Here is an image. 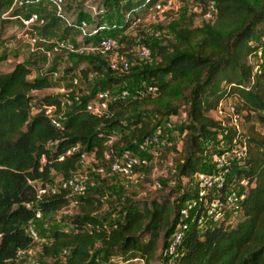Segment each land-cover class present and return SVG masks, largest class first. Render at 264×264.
I'll use <instances>...</instances> for the list:
<instances>
[{"label": "trees", "instance_id": "obj_1", "mask_svg": "<svg viewBox=\"0 0 264 264\" xmlns=\"http://www.w3.org/2000/svg\"><path fill=\"white\" fill-rule=\"evenodd\" d=\"M156 1L102 0L96 10L101 13L89 23L97 24L101 16L112 20V11L121 19L125 14L147 10ZM191 1L204 10L208 0ZM214 2L212 23L192 27L191 15L186 25L173 31L172 41L156 49L159 62L154 67L140 69L132 65L122 74L111 71L98 55L84 59L88 69L83 76L91 73L99 80L88 95L73 99L71 106L64 109L59 128L53 127L41 112H32L46 103L55 105L59 113L60 101L31 95L49 88L46 73L31 77V57L15 63L9 72L0 73V264H20L19 256L31 249L34 242L26 229L37 222L36 213L48 215L69 205L75 207V214L67 219L70 231L55 230L41 248L42 258L52 264H94L91 254L98 246L103 264L127 262L130 254L151 264L159 238L164 249L176 228L182 202L194 198L196 190L176 197L172 203L162 197L141 207L122 199L117 202V217L110 219L99 213L104 205L102 189L77 198L65 190L37 198L36 188L74 176L81 152L93 153L95 163L100 162L104 152L116 155L118 145L134 150L135 142L160 126L163 111L175 113L167 111V103L183 91L186 105L179 112L185 114L186 123L181 126L185 133L177 174L180 179L189 180L201 170L206 157L225 151L214 140L220 125L207 115L219 101L235 98L243 118L255 116L264 127V67L254 73L247 64V57L264 38V0ZM9 4L10 0H0V11ZM81 39L83 45L94 42L89 37ZM6 60L7 56L0 54V62ZM186 80H191L192 87L182 89ZM142 83L155 85L157 93L136 100L111 101L100 116L85 111V105L99 91L112 92L118 85H122L120 91H132ZM233 136L228 131L224 137L227 147ZM238 137L245 144L246 154L232 171L236 178L246 179L247 187L236 221L199 226L201 210H190L173 264H264V135L249 127ZM73 147L78 151L65 156ZM172 206L174 215L170 218ZM61 256L65 257L63 263Z\"/></svg>", "mask_w": 264, "mask_h": 264}, {"label": "rangeland", "instance_id": "obj_2", "mask_svg": "<svg viewBox=\"0 0 264 264\" xmlns=\"http://www.w3.org/2000/svg\"><path fill=\"white\" fill-rule=\"evenodd\" d=\"M22 7H11V4L4 6L0 11V54H5L7 60L0 62V73L9 72L13 65L17 62H22L31 57L34 61V69L32 70L31 77L38 76L46 73L49 88L32 93L31 95L36 98L43 100L44 98L50 100L64 101L77 99L81 96L88 95L98 82L96 75L89 73L85 77L83 73L88 69V63L84 59L97 58V54L94 50H88L82 57L73 56L70 54H58L50 59H46L44 55L36 51L32 54L30 46L25 42L22 37L24 32L32 34V31H25L18 19H14L13 15L25 17L28 13H34L38 17L44 20L43 26H34L31 28L35 38L44 42H53L57 39L69 37L77 46L83 45L82 39L75 32V30H66L64 24L59 21L53 12V9L47 3L46 0H40L37 3H33L32 0ZM102 0H65L63 6V16L70 21H76L77 19H83L88 22L94 19V10H97L98 4ZM180 6L176 12L165 14L157 18L152 22H145L141 27L136 29L135 32L128 30L119 35L117 40V61L121 59L131 60V52L134 49V43L132 41V33H142L144 35V43L151 52V57L145 61H132L133 66H138L140 69L145 67H154L159 62V57L156 55V49L158 47H165L168 42L173 39V31L186 25L187 21L191 18L192 27H200L205 23L211 24L212 21H205L202 19L201 14L194 13L192 11L195 5L191 0H179ZM120 19V15L112 11L110 19ZM146 31V32H145ZM145 32V33H144ZM255 41V40H254ZM262 45V41H259ZM44 48L47 44L39 42ZM93 43H89V47L92 48ZM248 60V65H262L260 60L257 58H251ZM81 58V60H80ZM262 68V66H261ZM75 81V83H73ZM182 89H188L192 87L191 80L184 81ZM122 85H118L112 88V92L116 93L120 91ZM186 93L183 91L181 96H175L167 103V111L175 110V113L168 114L163 111L159 117L160 128H163L166 123L170 124L169 129L162 131V137L166 139L168 144L164 149L156 151L153 155L151 153H145L141 155L147 160V167L144 171V180L140 182H126L119 179H100L96 173V164L99 162L95 160L86 161L79 164L75 176L80 179L82 183V192L74 197H80L89 193L94 189H102L105 196L101 199L104 203L100 214L107 217H117V211L119 208L118 201L122 199H128L141 207L144 204H148L152 200H160L162 197L169 198L170 203L174 201L176 197H180L184 193H189L192 190H196L197 182L196 176H192L189 180L180 179L177 174L181 161V147L183 144L184 131L181 126L186 123L185 114L179 112L184 109L186 105L185 100ZM147 109L150 106L146 107ZM212 117V114H207ZM243 115V114H242ZM251 127L257 134L264 135V127L256 119L255 116H250L248 120H245L242 116L241 122L239 123L238 130L240 134L247 132V129ZM127 133V132H126ZM114 139H117L115 137ZM217 146L221 149L228 150L229 147L225 144L224 137L217 136L215 139ZM124 145H118L116 153L124 151ZM213 157H206L204 159L201 170H210L213 165ZM232 174L233 171H232ZM224 199L226 201L232 200L234 197H238L243 193L240 187L236 185L235 180L231 179L228 181L227 187L225 188ZM182 206L185 205V201L182 202ZM75 214L74 205H69L57 212L41 216L35 225L33 226L37 240L33 243V246L27 254L19 256L20 264H52L49 259L42 258L41 248L48 243L52 233L55 230L70 231L67 225V219ZM174 215L173 206L171 207V216ZM225 220L229 223H234L236 218H231L229 212L225 213ZM181 220V219H180ZM179 228V225L176 227ZM159 238L157 249L155 251V258L151 261V264H173V259L165 261L162 259L161 252L163 249ZM101 248L95 247L92 251V258L94 264H103L100 260ZM136 255L130 254L129 259L133 258V263L144 264L139 259H134ZM60 263H63L65 257H60Z\"/></svg>", "mask_w": 264, "mask_h": 264}, {"label": "built area", "instance_id": "obj_3", "mask_svg": "<svg viewBox=\"0 0 264 264\" xmlns=\"http://www.w3.org/2000/svg\"><path fill=\"white\" fill-rule=\"evenodd\" d=\"M40 0H32L33 3H37ZM47 3L53 9L55 17L64 23L66 28H72L75 30L80 38L89 37L93 38V46L89 47V44L77 46L76 43L69 37L57 39L53 42H44L37 40L33 30L34 26H43L44 20L38 17L36 14L31 13L26 17L14 16V19H18L25 31H32V34L24 32L22 37L25 42L30 46L31 52L39 51L48 60L55 55L64 53L76 56H84L88 50H94V52L101 58L105 59L108 68L117 73L125 74L130 70L132 61H145L150 57V50L144 43V35L140 33H132V41L134 43V49L131 52V62L128 59H121L117 61L116 49L117 40L119 35L124 31L131 30L136 31L145 22H152L157 18L164 16L168 13L176 12L179 9V0H157L147 10H142L136 14H125L119 22L115 20H105L100 18L99 22L95 25H91L88 21L80 19L77 21H70L63 16V6L65 0H46ZM28 1L27 0H10L11 7H22ZM94 15L101 13V11H95ZM192 11L197 14H201V17L205 21H212L216 13L214 0H208L204 10L199 5H194ZM146 32V31H145ZM144 32V33H145ZM262 45H260L255 52L250 55L251 58H257L261 61L262 65H250L252 71L258 73L261 66L264 67V38L261 39ZM39 42L47 44L44 48L39 45ZM248 56V60L250 59ZM75 83V81H73ZM157 93V87L155 85H149L142 83L140 87L129 91L122 89L121 91L113 94L111 91H99L95 94L94 98L85 105V111L100 116L107 110L108 103L116 99L136 100L146 95H155ZM71 106L70 100H64L59 104V113H56L57 107L53 104L43 103L39 108L32 109V112H41L50 122V124L59 128L63 119V111L66 107ZM212 118L220 125L219 136L226 137L228 131H232L234 136L231 140L228 150L220 154H215L213 157V165L208 172L196 173L197 188L194 198L185 201V205L181 206L178 211V222L174 232L171 235L168 243L161 252L162 258L169 261L177 256L178 243L181 240L182 231L185 229L187 221L190 216V210L200 209L201 213L197 219V224L203 226L205 224H217L221 220H225L224 216L226 212H229L231 218H236L239 214V203L244 196V191L247 187V181L244 178H236L232 174L233 165L241 164L245 158L246 147L243 141L238 137V126L241 122L242 112L238 110L237 102L235 98H228L219 101L213 110L210 112ZM170 124L166 123L163 128L156 127L149 135L143 137L139 141L135 142L134 150H124L119 154L113 155L110 152H104L101 156L100 162L96 164L95 173L99 177L105 179H119L126 182H140L144 179V171L148 165L147 160L141 155L145 153L155 154L156 151L167 147L166 139L162 137V131L169 129ZM110 141L107 142L109 144ZM78 151L77 147H73L65 152V156H69ZM59 161L62 157L58 158ZM86 161H94L93 153L81 152L79 154V164ZM40 162L43 163L44 159L41 157ZM235 180L236 185L243 191L238 197H234L232 200L226 201L224 199L225 188L228 181ZM82 183L75 175L68 180H58L55 183L49 184L43 188H36V197L47 194H55L58 190H65L69 193L70 197H74L82 192ZM29 208V205H27ZM40 213L35 214V218L39 219ZM181 219V220H180ZM27 236L32 242L37 240V235L32 226H28L26 229ZM19 254V253H18ZM65 251L62 252V255ZM136 260V259H135ZM140 261V260H139ZM133 262L129 260L127 262H119L115 264H127ZM141 262V261H140Z\"/></svg>", "mask_w": 264, "mask_h": 264}, {"label": "crops", "instance_id": "obj_4", "mask_svg": "<svg viewBox=\"0 0 264 264\" xmlns=\"http://www.w3.org/2000/svg\"><path fill=\"white\" fill-rule=\"evenodd\" d=\"M17 63H20V62H17Z\"/></svg>", "mask_w": 264, "mask_h": 264}]
</instances>
